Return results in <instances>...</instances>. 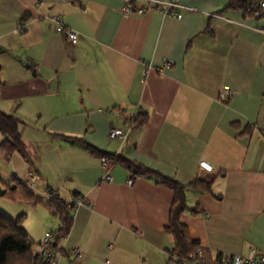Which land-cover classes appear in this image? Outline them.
Returning a JSON list of instances; mask_svg holds the SVG:
<instances>
[{
	"label": "crops",
	"instance_id": "obj_1",
	"mask_svg": "<svg viewBox=\"0 0 264 264\" xmlns=\"http://www.w3.org/2000/svg\"><path fill=\"white\" fill-rule=\"evenodd\" d=\"M160 1L177 3L179 19L121 13L141 0H0V111L22 123L34 180L26 164L12 175L42 201L49 190L83 203L57 264H164L172 248V192L62 137L184 185L215 175L208 191H185L180 224L211 258L264 254V15L228 0ZM54 16L75 41L54 32ZM223 87L232 91L225 103ZM134 114L144 123L123 141L108 138ZM13 156L0 149L12 166Z\"/></svg>",
	"mask_w": 264,
	"mask_h": 264
},
{
	"label": "trees",
	"instance_id": "obj_2",
	"mask_svg": "<svg viewBox=\"0 0 264 264\" xmlns=\"http://www.w3.org/2000/svg\"><path fill=\"white\" fill-rule=\"evenodd\" d=\"M254 1L228 0L229 3L226 8L241 9L243 12L251 15V12L246 11V9ZM132 122L131 128L140 126L144 123V117L141 118L139 116ZM21 126L22 123L17 118L0 111V136L2 138L0 149L6 157L13 153L17 154L23 163L26 164L28 171L31 172V163L26 154V147L21 137ZM62 138L82 147L90 155L120 164L130 173L131 177L151 178L154 183L160 184L172 192V200L168 208L167 224L164 226V232L172 237V248L165 252L167 259L173 256L178 260V264H219L221 254H216L211 258L204 249L199 247L196 241L189 238L186 228L179 222L180 215L187 210L185 191L187 189L208 191L215 175H210V177L208 176L206 178L196 177L184 185L162 177L139 163L123 158L120 155L101 153L79 138ZM48 193L50 194L48 200H40L31 192L27 184L16 175H12L6 185L0 183V198L9 201L20 200L32 205H41L57 218L59 226L57 230L51 232V240L48 243L50 252H56L61 240L70 230L72 216L71 210L65 204L64 200L60 199L57 195H53L49 190ZM192 212L197 213L195 210H192ZM24 217L25 215L22 213L17 214L15 217H10L0 210V264H48L43 259L32 254V247L36 244H33L27 232L22 228ZM198 250H202V258L195 257ZM191 257H194V259L191 260Z\"/></svg>",
	"mask_w": 264,
	"mask_h": 264
},
{
	"label": "built area",
	"instance_id": "obj_3",
	"mask_svg": "<svg viewBox=\"0 0 264 264\" xmlns=\"http://www.w3.org/2000/svg\"><path fill=\"white\" fill-rule=\"evenodd\" d=\"M141 1H144L146 3V6H137L132 8L129 5H124L120 9L121 13L123 15H130L132 13L145 14L149 12H158L163 15L171 16L175 19H179L180 17V14L176 10V8L179 7L177 3H167L160 0H141ZM246 11L251 12V16L254 18L261 17L262 15H264V0H255L246 9ZM50 23L52 25L54 32L63 34L68 40L73 42L77 38V34L72 30H70L69 28L65 27L62 24V21L59 17L57 16L51 17ZM23 30L24 28L21 25H17L16 28L14 29V33L19 34L22 33ZM164 65L169 66L170 62L164 61ZM231 96H232V91L228 87H223L218 94V100L221 103H225L227 102L228 99L231 98ZM119 112L120 115L124 114L122 110H119ZM137 117H139L138 114L127 115L126 120L121 128L110 129L108 131V135H107L108 138H118L122 141L125 140L133 123L132 121L135 120ZM199 167L202 168L204 171L207 172L210 171V166L204 162H200ZM26 177L30 181L34 180V175L32 174V172H27ZM102 179L106 182L111 181V177L107 173H105L102 176ZM130 183L131 180L129 179L127 181V184ZM64 202L70 208L71 216H73L77 207L83 205L82 200L79 196H73L69 200ZM50 240H51V234L44 233L40 242L36 245H33L31 252L34 256L43 259L48 264H57V258H56L57 253L50 252L48 248V243L50 242ZM67 256L70 258L77 257L78 250L76 248H72L67 252ZM202 256H203L202 250H198L196 252L195 257L202 258ZM193 259L194 257H191V260ZM164 264H178V260L172 256L170 259L166 258ZM184 264H189V263H184ZM219 264H264V254L257 253L254 249H249L247 255L244 257L221 254V257L219 259Z\"/></svg>",
	"mask_w": 264,
	"mask_h": 264
},
{
	"label": "rangeland",
	"instance_id": "obj_4",
	"mask_svg": "<svg viewBox=\"0 0 264 264\" xmlns=\"http://www.w3.org/2000/svg\"><path fill=\"white\" fill-rule=\"evenodd\" d=\"M13 157L16 159V163H13V166L0 158V183L2 185L7 184L9 176H12L13 170L15 172H20L19 175L24 174L25 169L23 161L15 153ZM35 195L37 198H40L38 193H35ZM0 210L10 217H15L20 213L25 215L22 222V228L28 233V236L32 240L33 244L39 243L38 240H41V236L43 235L40 237L38 236L43 234V232L46 231L45 233L51 234V232L57 230L55 229V226L57 225V218L41 205H32L20 200L9 201L0 198Z\"/></svg>",
	"mask_w": 264,
	"mask_h": 264
}]
</instances>
